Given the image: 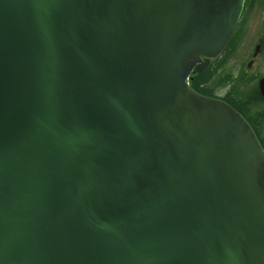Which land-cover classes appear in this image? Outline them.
Wrapping results in <instances>:
<instances>
[{
    "label": "water",
    "instance_id": "obj_1",
    "mask_svg": "<svg viewBox=\"0 0 264 264\" xmlns=\"http://www.w3.org/2000/svg\"><path fill=\"white\" fill-rule=\"evenodd\" d=\"M245 2L0 0V264H264V147L189 83Z\"/></svg>",
    "mask_w": 264,
    "mask_h": 264
},
{
    "label": "flooded vegetation",
    "instance_id": "obj_2",
    "mask_svg": "<svg viewBox=\"0 0 264 264\" xmlns=\"http://www.w3.org/2000/svg\"><path fill=\"white\" fill-rule=\"evenodd\" d=\"M247 1L225 49L202 72L192 73L191 82L196 83L204 73L207 78L203 87L209 96L223 99L237 110H245L255 122V128L252 127L264 140V97L259 87L264 78V19L253 18L247 12ZM238 83L246 85L244 88L254 97V102L237 96L234 87Z\"/></svg>",
    "mask_w": 264,
    "mask_h": 264
},
{
    "label": "trees",
    "instance_id": "obj_3",
    "mask_svg": "<svg viewBox=\"0 0 264 264\" xmlns=\"http://www.w3.org/2000/svg\"><path fill=\"white\" fill-rule=\"evenodd\" d=\"M206 78H207V76L204 75V73H203L202 75H199V76H198V80H197V82H196V83L191 82V85H192V87H193L196 91H198V92H200V93H203V94H206V95H209L208 92H207V90H206V88L203 87V83H204V81L206 80ZM244 86H246V85H245V84H242V83H238V84L234 87V91H235V93L237 94L238 97H240V98H242V99H246L247 102H254V101H255L254 97H253V96H250V94H247L248 91L244 88ZM259 97L262 99V96L260 95V93H259ZM262 100H263V99H262ZM239 110H240V112H241L244 116H246V118H248V119L251 121L252 126H254V125H255V122H254L253 118H252L251 116H249V114H248L245 110H243V109H239ZM250 121H249V122H250ZM254 128H255V126H254ZM256 133H257V131H256ZM258 134H259V133H257V135H258ZM259 138H260V141H261V143H262V145H263V147H264V140H263V138H261V137H259Z\"/></svg>",
    "mask_w": 264,
    "mask_h": 264
},
{
    "label": "rangeland",
    "instance_id": "obj_4",
    "mask_svg": "<svg viewBox=\"0 0 264 264\" xmlns=\"http://www.w3.org/2000/svg\"><path fill=\"white\" fill-rule=\"evenodd\" d=\"M247 12L253 16V18L264 19V0H248Z\"/></svg>",
    "mask_w": 264,
    "mask_h": 264
}]
</instances>
